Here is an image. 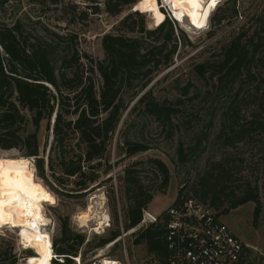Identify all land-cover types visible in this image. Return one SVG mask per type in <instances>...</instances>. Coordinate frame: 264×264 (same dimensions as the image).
Returning <instances> with one entry per match:
<instances>
[{
  "label": "trees",
  "instance_id": "1",
  "mask_svg": "<svg viewBox=\"0 0 264 264\" xmlns=\"http://www.w3.org/2000/svg\"><path fill=\"white\" fill-rule=\"evenodd\" d=\"M82 1L92 7L94 14L102 5L111 16L121 14L124 7L135 9L140 2ZM230 11L236 14L234 0ZM134 16L142 17V14L133 11L120 21L118 28L126 29ZM227 19L217 16L213 23L218 27ZM181 40L184 46L188 44L179 36L175 23L166 17L154 29H148L142 22L137 30L130 28L122 34H105L101 40L104 58L98 60L81 54L70 36L50 33L48 38L42 36L29 42L16 24L0 27V151L16 150L24 157L0 158L5 162L3 170L9 169L8 161L33 159L36 176L54 193L81 196L97 187L110 167L109 148L116 135L124 134L122 127H128V118L150 117L163 129L174 124L181 101H159L153 87L161 74L174 67ZM259 40L256 30L250 35L238 33L223 47L220 60L209 66L213 70L210 78L217 82L218 95L228 100L215 120L216 138L224 149L249 144L264 133V88L256 86L254 89L251 96L254 107L250 112L242 114L245 98H240L244 88L240 82L242 77L255 80L250 67L264 46ZM207 65L198 68L203 77L209 72ZM235 82L238 88L233 91ZM43 123L51 134V142L40 151L38 135ZM196 129L189 130L192 141L188 147L182 142L177 146L181 165L187 157L199 158L208 149L207 136H199ZM119 148L128 157L147 150L125 137L119 142ZM230 157L207 162L192 188L194 196H184L208 202L218 217L254 203L256 223L262 211L259 190L264 191V179L259 186L234 178L236 165ZM151 162L161 176V187L166 186L167 167L157 159ZM122 183L127 198L123 230L129 231L141 223L143 211L153 197L129 167L124 171ZM181 196L179 193L176 199ZM223 206L225 209L219 212ZM160 217L137 234L135 243H144L149 256L160 264H167L165 229ZM120 235L119 230L112 232L102 238L97 247L114 242ZM83 242L82 236L74 235L63 224L59 238L53 243V251L69 262V257H75Z\"/></svg>",
  "mask_w": 264,
  "mask_h": 264
},
{
  "label": "rangeland",
  "instance_id": "2",
  "mask_svg": "<svg viewBox=\"0 0 264 264\" xmlns=\"http://www.w3.org/2000/svg\"><path fill=\"white\" fill-rule=\"evenodd\" d=\"M157 1L160 9L161 4L159 0ZM234 2L236 14L230 11L233 0H219L211 12L207 25L201 29L192 28L187 21L185 23L176 21V18L172 17L174 4L165 5L163 12L160 9L164 19L166 17L172 20L179 36H183L188 42L184 46L181 40V46L178 45L179 56L174 58V67L161 74L158 78L160 80L153 87V94L159 101H181L177 107L178 115L174 119V124L167 129L159 127L150 117L128 118L126 120L128 127L125 128L126 125L122 127L124 134L116 135L109 148L107 160L110 167L97 187L81 196L65 197L54 193L36 176L34 160L31 159L35 179L54 197L52 203L41 205L42 214L48 224L43 227V231L48 234L52 247L51 264H104L105 261H116L120 264H160L147 254L144 243H135L137 234L146 229L148 223L141 221L136 228L123 230L127 198L122 180L128 167L140 180L147 193L153 197L143 212L155 217L160 216L179 193L194 196L192 188L197 184L199 175L203 174L207 162L218 161L223 156L231 155V160L235 161L237 174L234 178L260 186L264 179V133L254 137L249 144H239L228 149H224L216 138L215 120L228 105V100L218 95L217 82L216 79L210 78L213 70L209 66L220 60L223 47L238 33L250 35L256 30L257 38L262 40L259 42L264 44V0ZM133 11H138L142 17L134 16L127 23L126 29H119L120 21ZM156 15L157 13L150 11L142 13L136 8L124 7L121 14L111 16L102 5L99 6L98 13L94 14L92 7L82 0H0V27H11L16 24L23 38L29 42L42 36L48 38L50 33L70 36L81 54L98 60L104 58L101 40L105 34H122L130 28L137 30L142 22L148 29H154L158 26ZM217 16H226L228 19L216 27L213 20ZM203 64H208L206 69L209 70L204 77L200 75L198 69ZM250 72L255 80H247L244 77L240 80L244 84L240 98H245L242 114L253 109L254 100L251 96L256 86L264 88V46L251 62ZM237 88L238 83L235 82L232 90L236 91ZM192 127L199 130L197 133L199 136H207L208 149L199 158L187 157L181 165L178 163L177 146L180 142L185 147L189 146L192 141L189 130ZM45 128L46 125L43 123L38 135L40 151L51 142V134H48ZM123 137L131 143L145 146L147 150L132 157L126 156L119 148V142ZM0 158L24 157L16 150H10L0 151ZM154 159L163 162L168 169L169 180L164 187H161V176L151 162ZM8 173V170H3V176L0 178L2 183L7 180ZM259 195L262 211L256 223L253 218L254 203L243 205L227 215H221L220 219L248 248L250 259L262 264L264 261L262 189L259 190ZM224 209L225 206L221 207L219 212ZM63 224H66L74 235L84 238L75 257H69V262L53 251V243L59 238ZM118 230L121 235L117 240L102 248L97 247L102 238ZM18 234V229L0 227V264H23L25 260L35 255L34 249L24 248L19 244Z\"/></svg>",
  "mask_w": 264,
  "mask_h": 264
},
{
  "label": "bare ground",
  "instance_id": "3",
  "mask_svg": "<svg viewBox=\"0 0 264 264\" xmlns=\"http://www.w3.org/2000/svg\"><path fill=\"white\" fill-rule=\"evenodd\" d=\"M162 3L164 6L174 4L172 17L180 23L189 22L194 29L204 28L212 10L216 8L209 7L210 0H198V4L189 3L188 0H176L175 3L172 0H163ZM135 8L142 13H157L156 25L161 24L164 19L157 0H141ZM8 172L7 180L2 183L4 204L0 213V227L18 229L19 244L24 248L34 249L35 255L23 264H51L53 253L50 238L46 231H43V227L48 224L42 214L41 205L52 203L54 197L35 179L31 159L11 163ZM104 264L115 262L105 261Z\"/></svg>",
  "mask_w": 264,
  "mask_h": 264
},
{
  "label": "built area",
  "instance_id": "4",
  "mask_svg": "<svg viewBox=\"0 0 264 264\" xmlns=\"http://www.w3.org/2000/svg\"><path fill=\"white\" fill-rule=\"evenodd\" d=\"M160 216L167 264H258L208 202L183 195ZM158 217L143 212L142 221L151 225Z\"/></svg>",
  "mask_w": 264,
  "mask_h": 264
},
{
  "label": "snow or ice",
  "instance_id": "5",
  "mask_svg": "<svg viewBox=\"0 0 264 264\" xmlns=\"http://www.w3.org/2000/svg\"><path fill=\"white\" fill-rule=\"evenodd\" d=\"M147 2V0H146ZM173 3L176 2V0H172ZM180 2H184V0H180ZM189 3H194V4H198V0H188ZM217 3V0H210V4L209 7H214L215 4ZM4 161H0V178H2L3 176V165H4ZM7 163H15V161H8ZM3 196V191H2V179H0V213H2V209H3V204L4 201L2 199ZM47 198V197H46Z\"/></svg>",
  "mask_w": 264,
  "mask_h": 264
},
{
  "label": "clouds",
  "instance_id": "6",
  "mask_svg": "<svg viewBox=\"0 0 264 264\" xmlns=\"http://www.w3.org/2000/svg\"><path fill=\"white\" fill-rule=\"evenodd\" d=\"M160 4H161V0H159ZM161 10H163L162 8H160ZM175 20V19H174Z\"/></svg>",
  "mask_w": 264,
  "mask_h": 264
},
{
  "label": "water",
  "instance_id": "7",
  "mask_svg": "<svg viewBox=\"0 0 264 264\" xmlns=\"http://www.w3.org/2000/svg\"><path fill=\"white\" fill-rule=\"evenodd\" d=\"M158 2V1H157ZM135 8V7H134Z\"/></svg>",
  "mask_w": 264,
  "mask_h": 264
}]
</instances>
